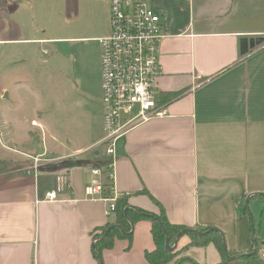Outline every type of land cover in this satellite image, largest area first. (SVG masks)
I'll use <instances>...</instances> for the list:
<instances>
[{
    "label": "crops",
    "instance_id": "crops-1",
    "mask_svg": "<svg viewBox=\"0 0 264 264\" xmlns=\"http://www.w3.org/2000/svg\"><path fill=\"white\" fill-rule=\"evenodd\" d=\"M16 1L15 9L22 3ZM182 4L188 16L171 20L164 18L162 4L150 3L162 18L165 35L159 44L156 90L163 114L119 137L114 155L92 149L104 135L87 150L55 154L46 138L43 149L32 152L27 140L32 129H20L11 117L0 115V264L97 263L94 235L103 226L116 225L117 217L115 212L105 214L103 201L86 198L97 154L112 158L114 195L126 196L131 208L147 215L162 209L170 224L186 230H219L227 246L229 234L244 233L245 215H238L237 201L264 192V0H181ZM10 21L16 32L0 35L8 58L2 64L0 100L11 98V86L30 79L21 62L34 59L35 47L29 50L22 44L55 40L22 36L20 20ZM257 37L263 41L241 52V38ZM16 51L19 55L12 60ZM33 121L44 128L36 118L30 126ZM44 149L47 157L75 161L65 167V190L50 202L44 197L56 188L57 172L23 169L31 162L25 156L42 155ZM131 224L130 246L128 240L116 239L112 249L103 250V264H151L145 252L156 244L149 216ZM233 239L228 251L246 252L253 244L242 248ZM174 242L175 256L166 264L177 259H184L180 264H203L196 255L184 253L189 246L204 248L205 257L210 251L213 264L222 259L214 242L194 244L185 233Z\"/></svg>",
    "mask_w": 264,
    "mask_h": 264
},
{
    "label": "rangeland",
    "instance_id": "rangeland-1",
    "mask_svg": "<svg viewBox=\"0 0 264 264\" xmlns=\"http://www.w3.org/2000/svg\"><path fill=\"white\" fill-rule=\"evenodd\" d=\"M144 1L148 4H162V14L166 19L176 20L188 16L181 0ZM108 2L109 0H22L15 9L16 0H0V35H12L16 32V25L10 23V20L17 17L20 20V35L55 38L43 43L22 44L29 50L35 47L33 60L18 63L29 73L30 79L21 85L11 86V98L0 100L1 116L11 117L20 129H32L27 139L32 144V152L34 149H43L46 138L55 154L57 150L66 153L75 152L78 148L87 150L88 145L104 135L101 124L104 112L100 94L101 49L94 38L109 31ZM3 46L7 45H0V93L3 84L2 64L8 59L6 52L3 55ZM16 53L11 56L12 60L19 55L17 51ZM32 118L38 119L44 128L37 127L38 125L34 127L33 123L30 126ZM94 148L105 151V146L100 143L92 149ZM45 151L44 149L42 154ZM47 155L44 156L47 158ZM25 157L30 160L29 155ZM28 163L29 161L24 166L29 165ZM248 208L250 212L245 215L244 233L239 230V233L234 231L233 236L229 234L228 246L224 236L227 248L235 242L234 237L242 248H248L253 243V236L261 242L258 251L264 247V198H252ZM180 233L183 235L185 232L179 231L176 237ZM169 243L173 245L172 242ZM198 248L189 246L184 253L199 257L203 264H213L210 261V251L207 253V261L204 248ZM241 253L245 252L234 251L228 264H240L238 257ZM183 264L192 263L188 261Z\"/></svg>",
    "mask_w": 264,
    "mask_h": 264
},
{
    "label": "built area",
    "instance_id": "built-area-1",
    "mask_svg": "<svg viewBox=\"0 0 264 264\" xmlns=\"http://www.w3.org/2000/svg\"><path fill=\"white\" fill-rule=\"evenodd\" d=\"M109 31L96 38L101 49L100 79L103 112V140L105 154L114 155L119 137L138 124L163 114L156 102V90L161 63L159 44L164 38L162 18L144 0H109ZM37 125L36 121L32 122ZM39 126V125H38ZM31 162L24 166L27 173L36 172L40 166L64 159L29 156ZM108 179L111 182L109 196L104 193L102 170L92 168L94 178L85 189L88 200H100L106 204L105 214L115 210L114 171L109 163ZM56 188L45 194L44 201L58 200L68 182L64 168L56 170ZM264 260V247L259 250Z\"/></svg>",
    "mask_w": 264,
    "mask_h": 264
},
{
    "label": "trees",
    "instance_id": "trees-1",
    "mask_svg": "<svg viewBox=\"0 0 264 264\" xmlns=\"http://www.w3.org/2000/svg\"><path fill=\"white\" fill-rule=\"evenodd\" d=\"M158 12V11H156ZM98 155L97 158V164L99 165L100 169L102 170V183L104 185V193L106 196H109V190L111 187V182L108 179V173L110 171L109 169V163L111 162L112 158L107 157L106 155ZM73 159L64 160V167H69L74 164ZM63 167V168H64ZM264 198V194H255L251 198ZM236 211L238 215H246L248 210H246L245 206V197L239 199L237 201L236 205ZM115 215L116 217V225H106L101 228H99L98 232L94 235V241H93V254L96 264H103L102 261V252L105 249H112L114 246V242L116 239H126L128 240V246H130V241L132 238V229L130 222L135 221L138 218L149 216L147 214H144L143 212H140L138 210H135L129 206L128 199H126V196L116 198L115 199ZM149 219L151 221V233L153 236L154 243L156 244V248L153 251H146L145 252V258L151 263V264H166L173 260V256H175L176 250H173L172 252L166 250L164 248V239L167 235L169 238V241L172 242L176 234L179 231L185 230V234H190L192 237V242L194 244L203 245L208 244L210 242H214L217 249L219 250V253L222 257L221 261L218 262V264H228L230 261V257L232 256L233 252L227 250V255H225L224 251V239L223 234L219 230H211L210 232L202 235H197L193 233L190 229L184 228L181 225L177 224H170L166 218V214L161 209L159 214L151 215L149 216ZM108 227H111L107 233L106 236L103 237L106 229ZM125 231L126 234L122 233V230ZM207 228H204L202 230H205ZM253 244L252 246L246 251L245 253H241L238 257V260L240 264H264V260L261 259L258 251V246L260 245V241L257 240L256 237H252ZM254 246H256V252H253ZM184 259H177L174 264H180ZM193 264H197L193 262Z\"/></svg>",
    "mask_w": 264,
    "mask_h": 264
},
{
    "label": "water",
    "instance_id": "water-1",
    "mask_svg": "<svg viewBox=\"0 0 264 264\" xmlns=\"http://www.w3.org/2000/svg\"><path fill=\"white\" fill-rule=\"evenodd\" d=\"M262 41H263V37L249 38V39L241 38V41H240L241 52L247 51L248 47H254L256 44H258V43H260ZM96 153H97V151H96ZM63 165H64V161H59V162H56V163H53V164H49V165H42V166L39 167V169L40 170H44V171H56V170L62 169ZM92 167L93 168L94 167H99V165L98 164H94V165H92ZM255 194H264V192H262V193L261 192H256V193H252V194H247V197L245 198V206H246V210H248L249 212H250V210L248 208V203H249L250 197L252 195H255ZM149 216H151V215L149 214ZM110 228L111 227H108L106 229L107 231L105 232L103 237L107 235V233H108ZM131 229L133 230V225L132 224H131ZM120 230H122V229H120ZM191 231L193 233L197 234V235H202V234L210 232L211 230L209 229V230H205V231H199V230L192 229ZM122 233L126 234L124 230H122ZM180 235H181V233L178 234L177 237H179ZM164 243H165L164 244V248L166 250L170 251V252H172L176 248V245H177V243L174 242V244L171 246L170 243H169V238H168L167 235L165 236ZM224 251H225V255H227V247H226L225 241H224ZM253 252H256V246H254Z\"/></svg>",
    "mask_w": 264,
    "mask_h": 264
}]
</instances>
